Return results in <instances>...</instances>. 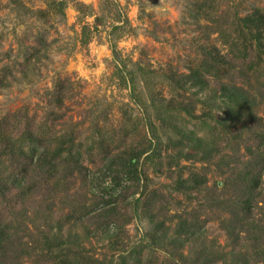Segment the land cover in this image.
Returning a JSON list of instances; mask_svg holds the SVG:
<instances>
[{"label": "rangeland", "instance_id": "rangeland-1", "mask_svg": "<svg viewBox=\"0 0 264 264\" xmlns=\"http://www.w3.org/2000/svg\"><path fill=\"white\" fill-rule=\"evenodd\" d=\"M57 1L60 0H0V121L9 113H15L19 120L14 121L12 116L10 127L18 122L23 124L26 119L41 122L47 118L52 129L73 131L85 144L82 156L85 169L81 176L68 180L47 200L51 211L45 210L52 218L51 233L74 241L87 259L91 255L94 261L102 264H116L123 249L147 243V221L141 218V210L140 214L133 211L131 202L142 191H145L142 195L145 199L148 191L157 189L156 198H161L157 205L169 204L170 213L189 212L199 229L187 239L181 234L179 240L174 238L177 220L167 223L169 237L153 251L144 250L149 264H247L241 257L238 262L230 257L232 248L247 251L242 245L249 244L248 240L238 243L232 229L240 227L229 220V199L240 194L242 189L239 191L233 184L224 186L223 181L230 176L229 166L236 162L237 167L242 166L244 147L238 151L236 143L240 137L245 140L254 129L264 133V108L260 107L250 122L243 119L233 123L231 131L240 136L233 137L229 144L209 157L188 149L182 153L178 148L167 151L164 142L162 156L152 161L145 159L149 150L140 158L142 180L138 187L120 176L115 182L114 170L109 167L111 156H105L106 143L112 149L120 147L114 153L133 148L140 150L153 147L157 143L155 134L161 131L158 121L151 131L149 121L144 119L138 104L143 100L140 92L131 96L129 88L113 75L116 62L108 32L112 18L117 19V10L122 11L121 18L127 17L132 27L120 34L117 47L123 58L130 57L143 67L151 68L148 95L161 93L167 101L175 98L172 105L178 108L180 101L188 97L203 98L212 91L213 87L198 94L195 87L183 82L184 86L180 83L176 92L173 90L177 83L172 79H181L182 73H188L194 64L198 44L222 47L215 34L207 38L206 31L194 22L190 11L192 0H107L106 24L98 26V30L93 28L94 16L89 13L92 9L98 12L103 0H63V12ZM218 1L225 5L222 1L227 0ZM229 2L234 6L231 9L241 14L254 6L264 7V0ZM84 25H89L90 29H84ZM36 42H39L37 52L33 49ZM257 81L255 78L251 83L257 87ZM55 84L62 85V102L57 96L45 97L46 89L54 88ZM215 111L216 116L221 115L219 110ZM200 112L201 108L196 110ZM186 120L188 117L176 122L189 127L197 123L193 119ZM124 125L126 129L122 131ZM168 126L172 128L173 121H169ZM113 128L116 135H109ZM95 131L103 133L105 144L96 143L89 150ZM163 131H167L166 126ZM190 171L205 177L206 184L195 188L184 185L178 189L177 181L188 176ZM124 193L131 196L123 198ZM262 198L259 205H264V183ZM106 200H111L114 203L111 207H115L107 223L106 216L100 214L102 208L98 209ZM23 205L25 214L21 213ZM23 205L16 204L10 216L15 219L14 224L24 229L19 238L23 247L31 248L36 245L34 241L42 239L43 233L38 232L36 226L47 228L46 233L50 230L43 214H35V204L24 202ZM75 209L76 214L93 212L82 220H70L61 226L59 219ZM255 210L260 211L259 207ZM238 233L247 237L243 231ZM115 240L118 244L113 249ZM211 251L225 253L226 260L213 262L212 256H206ZM34 258V255L28 256L24 263L34 264Z\"/></svg>", "mask_w": 264, "mask_h": 264}, {"label": "trees", "instance_id": "trees-1", "mask_svg": "<svg viewBox=\"0 0 264 264\" xmlns=\"http://www.w3.org/2000/svg\"><path fill=\"white\" fill-rule=\"evenodd\" d=\"M106 2L108 1L103 0L98 12L92 9L89 13L94 16L95 30H98V26L102 27L106 24L105 18L108 14ZM222 3L225 5L217 0L191 2V16L198 28L206 31L207 38L215 34L222 47L198 44L194 64L188 73H182L181 79L178 77L172 79L177 83V88L173 87L175 92L181 82L195 87L198 94L213 87L212 91L203 98L188 97L187 100L180 101L178 108L172 105L176 101L175 98H169L167 101L161 93L148 95L151 91L149 89L151 68L143 67L138 60L122 57L117 41L120 34L132 28L128 18L124 16L122 19V11L117 10V19L112 18L110 21L108 40L116 62L113 75L129 88L131 96H135L136 91L140 92L143 100L137 103L142 109L144 119L149 121L150 130L152 131L156 126L157 121L161 124L160 133L155 134L157 143L153 147L148 146L140 150L126 149L114 153V150L120 147L112 149L106 143L105 156L106 158L111 156L109 167L114 170L115 182L119 181L117 177L120 176L138 187L142 180L139 172L141 156L151 150L145 159L154 161V158L161 157L165 149L162 147L164 142L167 151L178 148L179 153H182L183 150L188 149L191 153L201 152L209 157L214 152H218L219 148L229 144L233 137L240 136L235 131V133L231 131L233 123L243 119H248L250 122L256 117L260 107L264 108V75L262 77L260 75L264 74V7L254 6L250 11L241 14L238 10L231 9L234 6L229 0ZM57 6L63 12L65 2L57 1ZM84 29H90L89 25H84ZM38 45L39 42L33 45L36 52L39 50ZM254 76L258 80L257 87L251 83L252 79H255L252 78ZM145 87L148 89H143ZM55 96L59 98V102L63 101L62 85L55 84L54 88L46 89L45 97L52 99ZM199 108L201 112L196 113ZM215 110H219L221 115L216 116ZM15 115L9 113L0 121V257L2 260L0 262L25 264V258L34 255V264H102L103 262L98 260L94 261L91 255L87 259L74 241L59 238V233L53 235L52 218L46 211L51 209L47 203V200L51 199V194L60 190L61 186L71 178L81 176L83 173L84 142L80 141L73 131L52 129L48 125L47 118L41 122L26 119L23 124L18 122L14 127H10L12 116L14 121H19ZM186 117H188L186 121L193 119L197 123L189 127L176 122L185 121ZM169 121H173L172 128L168 126ZM125 126H122V131L126 129ZM164 126L167 128L166 132L163 131ZM108 134L114 135L115 129L113 128L112 133L108 132ZM123 139H126V135ZM90 142L89 150H92L96 143L104 145L103 133L95 131ZM125 143L126 141L124 146ZM236 143L239 145L238 151L242 146L244 147V153H241L242 166L237 167L239 166L237 162L236 165L229 166L230 176L223 183L224 186L233 184L235 188H239V191L242 189L240 194L229 199L231 209L229 220L231 224L235 223L240 227V229H232L238 243L242 244L243 240H248L249 244L242 245L247 247V251H242L240 247L232 248L230 257L237 262L241 257L247 264H264V205H259L263 200L264 133L254 129L245 140L240 137ZM206 180L197 172L190 171L188 176L180 177L177 185L178 189L184 185L195 188L206 184ZM144 192L142 191L131 203L133 211L140 214L139 210H141V218L147 221L145 237L147 243L123 249L118 254L116 264H149L144 258V250L150 248L153 251V248L161 245L164 238L169 237L167 230L169 227H165L167 223L171 224L177 220L174 238L179 240L181 234H185L187 239L195 235L199 229L189 212L170 213L169 204L157 205L161 199L156 198L157 189L148 191L145 199H143ZM128 196L131 195L123 194V198ZM24 202L37 206L35 214H43L46 219L45 224L50 230V233H46L47 228L36 226L37 231L43 233L42 239H38V242L34 241L36 245L31 248L23 247L19 238L24 229L14 224L15 219L10 216L14 206L23 205ZM111 204L114 203L106 200L102 202L101 207L98 206V209L102 208L100 214L106 216V223L109 221L108 217L115 212V207H111ZM258 207L259 212L255 210ZM25 212L23 205L21 213L25 214ZM76 212L75 209L63 215L58 221L59 224L62 226L70 220L77 222L88 217L93 211L77 214ZM241 231L247 237H242L238 233ZM112 243V248L115 249L118 242L115 240ZM206 256H212L213 262L226 260V254L222 252L211 251Z\"/></svg>", "mask_w": 264, "mask_h": 264}]
</instances>
